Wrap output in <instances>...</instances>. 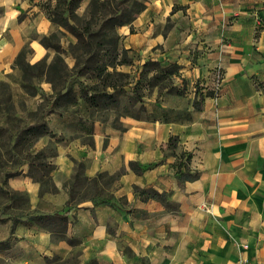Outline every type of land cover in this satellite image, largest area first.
Here are the masks:
<instances>
[{"label": "crops", "instance_id": "0c3cea01", "mask_svg": "<svg viewBox=\"0 0 264 264\" xmlns=\"http://www.w3.org/2000/svg\"><path fill=\"white\" fill-rule=\"evenodd\" d=\"M142 2L145 9L118 29L119 46L140 66L147 60L176 64L185 83V95L176 99L184 104L149 98L145 115L155 120L50 119L49 130L60 136L49 159L55 191L41 192L24 171L7 185L27 195L32 216L68 211L67 227L8 220V264H264V0ZM0 7V34L8 33L0 37L3 77L22 44L8 27L27 6L2 0ZM216 70L223 76L219 93L193 106L192 86L209 87ZM184 112L187 118L179 119ZM171 137L176 154L190 155L194 181L174 176ZM75 162L84 165L88 180L118 176L109 193L112 206H66L64 185ZM133 187L165 194L166 202L139 196Z\"/></svg>", "mask_w": 264, "mask_h": 264}, {"label": "rangeland", "instance_id": "374dc122", "mask_svg": "<svg viewBox=\"0 0 264 264\" xmlns=\"http://www.w3.org/2000/svg\"><path fill=\"white\" fill-rule=\"evenodd\" d=\"M21 1L27 7L24 11H19L17 19L8 28L15 38L22 37L19 52L24 50L26 63L31 66L44 59L46 66L50 64L55 56V51L45 49L39 43L41 37L49 35H55L57 38L60 46V62L58 64L59 72L47 73L46 70L40 71V68L27 69L26 77L30 78L31 82H24L21 70L14 66V59L13 64L6 70L3 77H0V264H8L6 257L9 239L6 238L7 221L11 220L13 224L15 220L32 216L29 211L27 195L11 191L7 185L8 176L12 173L21 175L24 171L27 176L35 180L40 174L35 169H30L29 164H40V166L45 164V167L50 169L52 164L49 163V159L56 155V144L60 140V136L54 134L53 138H39L29 147L32 139L23 134L20 135L21 132L42 122L48 123L50 119L56 122L57 116L104 118L111 115L116 119L120 114H130V111L136 113V108H145V105L149 104V98L160 103L184 104V101L176 99V91L182 86L185 87V83L180 79L178 73L173 77L156 82V87H153L150 85L151 73L141 76L142 66L134 62L135 56L127 50L125 54L121 53V56L120 54L116 55L118 56L115 60L117 64L114 68L106 69L111 75L109 78L97 79L93 73L87 72L89 70L81 74L83 62L76 66V59L77 56L79 58L82 55V52L75 48L76 38L68 29L53 26L39 10V7L34 5L37 4L36 2ZM120 2V0H106L105 15L103 17L96 15L93 19L88 15L89 1L83 0L76 11L78 20L72 23V26L83 33L89 30L90 34L94 36H99L102 31L111 38L110 42L115 38L118 39L119 28L107 31L104 27L111 25L121 10H132L131 3L122 5ZM3 15H5L3 8L0 7V16ZM7 34L6 31L2 32L0 37L5 38ZM91 48V52L97 51L93 46ZM104 48L110 49L111 46L106 44ZM100 52V54L103 53V51ZM123 58H125L126 64L118 65V62ZM103 62L106 63V60ZM35 75L38 76L34 77ZM108 84L117 85L113 90L107 86ZM66 89L73 90L78 105L71 108L59 105V107H53V104H66V100H57V95L64 93ZM81 89L88 90L90 95L96 96L101 108L90 109L86 105L87 103L79 98ZM104 94L111 95V99L103 97ZM107 105L110 107L106 111L104 107ZM145 116V114H141V117ZM112 118L111 120H113ZM17 137H20V143L15 147ZM44 172L45 176H49L48 171ZM113 187L114 185L105 188L103 195L109 194ZM40 188L42 187L40 186ZM51 190L48 188L46 191L42 188L41 192H51ZM75 191L80 196L79 201L73 205L85 201L94 202L91 198L94 192L90 184H80L75 188Z\"/></svg>", "mask_w": 264, "mask_h": 264}, {"label": "trees", "instance_id": "16d2710c", "mask_svg": "<svg viewBox=\"0 0 264 264\" xmlns=\"http://www.w3.org/2000/svg\"><path fill=\"white\" fill-rule=\"evenodd\" d=\"M31 3L36 2L37 4H34L35 6L39 7V10L44 14V16L47 18V20L55 27L57 28H64L68 29L71 34L76 38V44L75 48L80 50L82 52V55L78 58L77 56V63L76 66L83 62V69L81 74H83L84 71L91 72L95 75V78L101 79V78H109L111 75L107 72V68L111 67L114 68L115 60L117 59L119 55L121 56V53H126V50L121 49L119 46L120 38L118 36V39H114V41L110 42V37H107L106 33H103L102 31L99 33V36H94L90 34V31L87 30L85 33L79 31L78 29H75L74 26H72V23H75L78 20V16L76 15V11L79 8L81 2L83 0H28ZM88 15L91 16L93 19L96 17V15L104 16L106 11V0H88ZM115 1V0H113ZM122 5H126L128 3H131L132 10H121L120 14L114 18V22L111 25H108L107 27H104L107 29V31H112L115 28H120L122 26H127L132 23L136 15L141 13L145 9V5L142 2V0H120ZM108 23V22H107ZM39 43L42 47L45 49H53L55 51V56L53 60L50 62L48 66L45 65L44 59L38 61L37 63L33 65H29L25 61L24 56V50H21L14 61V66L18 67L22 72V79L24 82H31L30 78L26 77L27 69H34V68H40V71L46 70L47 73H53V72H59V54H60V46L57 42V38L55 35H49V36H43L39 40ZM106 44H110V49H105L104 47ZM94 47V52H91L92 48ZM103 51L102 54H100ZM106 60V63L103 61ZM126 64L125 58L123 60H120L118 62V65H124ZM142 71L140 72L141 76H145L146 74L151 73L150 81L151 86L156 87V82L165 80L167 78L173 77L178 73L179 67L176 64H168L166 66H162L160 62L158 61H151L147 60L142 64ZM160 73V74H158ZM38 75H35L34 77H37ZM28 82V83H29ZM117 84H108L107 86L111 89H115ZM176 95L183 96L185 95V87H181V89L176 91ZM212 96L213 94L210 91H207L206 93H202L198 91L196 93V99L193 101V106L198 103V101L203 100L204 96ZM103 97H107L108 99H111V95L104 94ZM79 98L83 100V102L87 103L88 107L92 110H98L100 109V104L96 96H92L89 94L88 90H80L79 92ZM198 99V100H197ZM57 100L64 101L66 100V104H53V107L57 106H64V108L68 107H76L77 103V97L72 89H66L64 93H59L57 95ZM105 100V99H104ZM59 105V106H58ZM142 105V104H141ZM140 106V105H138ZM144 106V105H143ZM110 106L104 107V109L107 111ZM134 112L130 111V114H120L119 116H130L135 119L142 118L141 114H146V110L143 107L136 108V113L132 114ZM118 116V117H119ZM73 117V116H72ZM147 119L151 118L152 120H155V116H145ZM167 112L164 111L163 114V120H167ZM187 118V114L184 112L179 116V119L185 120ZM23 134L29 139H32L30 146L34 144V142L38 141V139L43 137H49L53 138L54 134L48 130V123L42 122L41 124L31 126L20 133V135ZM20 137H17V140L15 141L14 146L16 147L19 141ZM34 140V141H33ZM28 147V148H29ZM167 147L171 149V156L175 157V162L173 164V172L174 176L181 182H188V181H194L198 174L196 172H192L189 169V162H190V155L185 152H180L176 154L173 150L177 147V138L171 137L169 139ZM42 155V154H41ZM130 168L135 173H141L142 169L136 164V163H130ZM30 169H35L37 173H39L38 177L35 179L37 182L40 183L41 187L48 191V188H51V192H54L55 189L53 187L52 180L49 176H45V170L48 171V173L54 168L52 165L50 169L45 167V164H29ZM84 165L82 163H76L75 162V168L74 173L67 182L64 187L67 188L69 199L66 202L67 207L73 206V204L77 201H79V193L75 191V188L78 187L80 184H90V187L93 189V195L91 196L92 201L96 204H104V205H110L113 204L110 202V195L106 194L103 195V192H105V188L109 186H113L115 181L117 180V176L114 175H108L105 173L97 174L93 179L88 180L84 175ZM20 173H12L9 174L8 179L18 176ZM41 188V191H42ZM133 192L135 194H138L139 196H142V194H147L148 198L157 199L161 202H166V195L165 194H159L153 190H150L148 193H146L144 190H140L137 187H133ZM97 200V201H96ZM96 201V202H95ZM169 207L170 204H168ZM55 214L53 216H28V220L35 221L37 223H47L48 221L52 220L54 223V227L59 230H64L67 227V218L66 214ZM21 222L19 219L15 220L13 224Z\"/></svg>", "mask_w": 264, "mask_h": 264}, {"label": "built area", "instance_id": "2783aa9c", "mask_svg": "<svg viewBox=\"0 0 264 264\" xmlns=\"http://www.w3.org/2000/svg\"><path fill=\"white\" fill-rule=\"evenodd\" d=\"M222 84H223V76L219 70H216L213 74L212 83L209 87L201 85L200 83H195L192 86L191 93L192 95H194L193 99L194 100L196 99V93L198 91L202 93H206L207 91H210L213 94L212 96L215 97L219 93L222 87ZM243 247L246 248V246H243Z\"/></svg>", "mask_w": 264, "mask_h": 264}]
</instances>
